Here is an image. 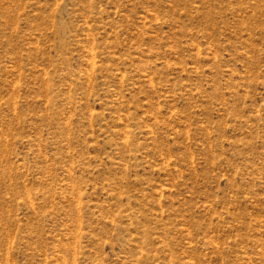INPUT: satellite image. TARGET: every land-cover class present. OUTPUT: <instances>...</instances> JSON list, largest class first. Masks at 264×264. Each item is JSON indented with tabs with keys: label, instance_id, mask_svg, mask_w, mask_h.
<instances>
[{
	"label": "rangeland",
	"instance_id": "1",
	"mask_svg": "<svg viewBox=\"0 0 264 264\" xmlns=\"http://www.w3.org/2000/svg\"><path fill=\"white\" fill-rule=\"evenodd\" d=\"M0 264H264V0H0Z\"/></svg>",
	"mask_w": 264,
	"mask_h": 264
}]
</instances>
